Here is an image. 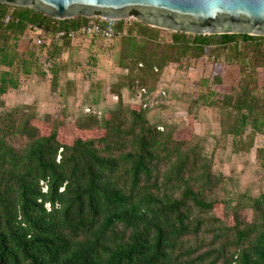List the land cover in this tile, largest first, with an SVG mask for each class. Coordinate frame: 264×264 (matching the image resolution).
Segmentation results:
<instances>
[{
	"label": "trees",
	"instance_id": "1",
	"mask_svg": "<svg viewBox=\"0 0 264 264\" xmlns=\"http://www.w3.org/2000/svg\"><path fill=\"white\" fill-rule=\"evenodd\" d=\"M10 6L0 4L1 106L23 77L46 75L29 46L31 25L50 41L46 65L57 88L55 61L72 41L60 33L91 21ZM160 31L136 21L122 38V66L157 81L169 65L207 59L215 70L201 79L207 94L199 90L196 103L226 113L224 134L264 132V36L173 32L163 40ZM226 65L239 67L236 85L219 71ZM150 112L121 101L103 127L92 117L95 124L69 131L32 108L0 113V264H264V199L250 217L226 212L224 179L200 138L175 124L160 129ZM258 158L264 166V148Z\"/></svg>",
	"mask_w": 264,
	"mask_h": 264
},
{
	"label": "rangeland",
	"instance_id": "2",
	"mask_svg": "<svg viewBox=\"0 0 264 264\" xmlns=\"http://www.w3.org/2000/svg\"><path fill=\"white\" fill-rule=\"evenodd\" d=\"M8 9L13 11L15 8L10 6ZM133 17L122 31L123 35L114 40L97 37L72 40L55 61L58 65L57 88L53 72L46 65L50 41L46 38L45 48L39 47L31 36L29 46L39 53V64L46 75L23 77L20 88L11 89L4 97L5 104L0 105V113L32 108L37 119L48 126L62 121L69 131L79 122L95 124L94 117L103 127L105 115L117 110L121 101L133 103L141 87L165 88L167 99L150 112L151 120L157 126L175 124L179 133L193 132L200 138L203 154L213 158L215 173L224 179L227 200L224 210L250 217L253 205L264 199V166L263 160L258 158V150L264 148V132L252 134L248 127L240 137L224 134L222 122L226 113L203 101L196 103L199 94H207L205 89L199 88L201 93L198 90L201 79L212 78L215 70L207 59L185 67L169 65L157 81L139 70L133 73V66H122V38L138 21L136 15ZM160 36L163 40H171L173 31L161 29ZM219 71L227 84L236 85L241 77L236 65H226ZM259 73L264 83V68H260ZM87 107L92 108V112H86ZM154 114L159 115V121Z\"/></svg>",
	"mask_w": 264,
	"mask_h": 264
},
{
	"label": "water",
	"instance_id": "3",
	"mask_svg": "<svg viewBox=\"0 0 264 264\" xmlns=\"http://www.w3.org/2000/svg\"><path fill=\"white\" fill-rule=\"evenodd\" d=\"M57 20L136 15L151 27L193 35L264 36V0H0Z\"/></svg>",
	"mask_w": 264,
	"mask_h": 264
},
{
	"label": "built area",
	"instance_id": "4",
	"mask_svg": "<svg viewBox=\"0 0 264 264\" xmlns=\"http://www.w3.org/2000/svg\"><path fill=\"white\" fill-rule=\"evenodd\" d=\"M134 18L125 19V27H127L128 22ZM11 19L10 16H7L6 22H9ZM91 21L87 24L81 25L77 30H71L68 33L62 32L61 36L68 35L72 40H75L79 37L87 38V37H97L103 40H114L123 35L121 30L116 29L114 25L115 21L120 20H109L105 19L101 16H96L90 18ZM30 30L34 35V40L37 45H41L45 41V33L44 30L36 25H31ZM125 30V29H124ZM140 97L141 104L148 108L150 111H154L158 109L161 105H163L167 99L168 92L165 88H156L154 90L148 89L147 87H142L140 89ZM86 112H92V108L87 107ZM160 129H163V126L159 125Z\"/></svg>",
	"mask_w": 264,
	"mask_h": 264
},
{
	"label": "crops",
	"instance_id": "5",
	"mask_svg": "<svg viewBox=\"0 0 264 264\" xmlns=\"http://www.w3.org/2000/svg\"><path fill=\"white\" fill-rule=\"evenodd\" d=\"M133 102H136V103H140L141 102V97H140V94L139 95H136L135 97V100H133ZM154 118H156V121H159V115L158 114H154Z\"/></svg>",
	"mask_w": 264,
	"mask_h": 264
}]
</instances>
